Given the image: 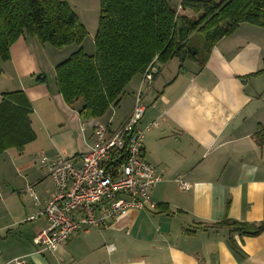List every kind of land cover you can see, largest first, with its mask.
Here are the masks:
<instances>
[{
    "label": "crops",
    "instance_id": "0c3cea01",
    "mask_svg": "<svg viewBox=\"0 0 264 264\" xmlns=\"http://www.w3.org/2000/svg\"><path fill=\"white\" fill-rule=\"evenodd\" d=\"M76 49H55L21 36L0 63V102L2 94L22 91L32 107L35 134L21 152L0 154L16 159L18 164H11L16 191L30 198L25 202L9 193L0 179V264L15 259L27 264H264V230L246 236L217 225L264 221V144L254 139L264 128V73L255 75L264 59V29L246 23L218 41L201 66L177 58L154 63L139 127L144 158L161 177L149 191L157 207L128 210L104 228L76 232L53 253L38 252L34 237L48 220L29 219L37 209L31 192L37 190L43 205L54 190L43 187L50 178L45 165H37L40 155H58L53 138L62 136H74L70 154L87 152L95 123L110 121L117 128L131 114L142 79L135 76L103 117L82 119L83 101L67 106L54 81L55 67ZM92 53L89 48L86 54ZM177 180L189 189L182 190Z\"/></svg>",
    "mask_w": 264,
    "mask_h": 264
},
{
    "label": "trees",
    "instance_id": "16d2710c",
    "mask_svg": "<svg viewBox=\"0 0 264 264\" xmlns=\"http://www.w3.org/2000/svg\"><path fill=\"white\" fill-rule=\"evenodd\" d=\"M246 23L264 29V0H100L93 53L86 54L87 30L66 0H0V63L21 36L35 38L55 49L75 45L77 49L55 67V86L64 103L82 100L79 117H103L125 87L155 62L172 58L181 63H205L213 46ZM200 34L202 42L193 38ZM264 73L262 69L257 74ZM154 76V74H153ZM32 107L22 91L1 95L0 154L9 149L21 152L35 140L31 129ZM264 144V128L254 134ZM242 235L264 230L258 225L223 220ZM230 249L238 248L229 239Z\"/></svg>",
    "mask_w": 264,
    "mask_h": 264
},
{
    "label": "built area",
    "instance_id": "2783aa9c",
    "mask_svg": "<svg viewBox=\"0 0 264 264\" xmlns=\"http://www.w3.org/2000/svg\"><path fill=\"white\" fill-rule=\"evenodd\" d=\"M149 68L142 74L131 114L117 128L111 122L95 123L93 144L82 154L40 155L54 190L29 218L46 217L48 225L34 237L38 252H55L69 238L89 228L101 229L128 210H152L157 205L149 191L161 181L144 158L143 130L139 127L146 106L144 93L152 82ZM155 123H151V126ZM182 190L189 185L177 180ZM14 264H27L24 259Z\"/></svg>",
    "mask_w": 264,
    "mask_h": 264
},
{
    "label": "rangeland",
    "instance_id": "374dc122",
    "mask_svg": "<svg viewBox=\"0 0 264 264\" xmlns=\"http://www.w3.org/2000/svg\"><path fill=\"white\" fill-rule=\"evenodd\" d=\"M66 1L69 4V6L71 7V9L73 10V12L78 16L79 20L85 25L87 32L90 33L91 35H95V32L97 30V25H98L99 12H100V0H66ZM192 41L200 44V42H202V36L200 34H197L193 38ZM92 42H93V38H90V37H87L85 39V41L83 42L84 43V49H85L86 53H88L89 48H91L93 50V43ZM70 46H74L75 48H77L75 45H70ZM70 46H67V47L70 48ZM53 139H54V141H56V145H57V148H56L57 150L55 152H58V154L63 153V154H65V156L66 155L67 156H73L74 155V154H70V153H72V150H74L76 148L75 145L71 143V141H73V139H74V136H62V137H58V138L54 137ZM39 142H41L40 136H39ZM38 144H40V143H38ZM58 145L60 146V149H59ZM12 160H14V161H12ZM12 160L9 157H5V156L1 157L0 156V166H1L0 179H1V181L6 182L3 184V186L5 189L8 190L9 193H11V191H15V195L17 197H21L22 200L27 202L30 200V198L27 197V193L25 192V194H26L25 195L24 192H20V191L17 192L18 191L17 190L18 189V180H17L15 174L13 173L14 169H16L15 168L16 166L14 165V167H12V165H13L12 163L18 164V162H16L15 158ZM37 162H38L37 165L43 164L40 159ZM43 187H46V188L51 187L52 189L54 188L52 181L50 179H47L44 182ZM33 190H34L35 196L38 197L37 190L35 188ZM21 199L19 198V200H21ZM20 204L22 205V203H20Z\"/></svg>",
    "mask_w": 264,
    "mask_h": 264
}]
</instances>
